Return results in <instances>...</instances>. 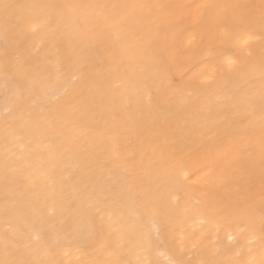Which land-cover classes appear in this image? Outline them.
I'll return each mask as SVG.
<instances>
[{
    "label": "snow or ice",
    "instance_id": "obj_1",
    "mask_svg": "<svg viewBox=\"0 0 264 264\" xmlns=\"http://www.w3.org/2000/svg\"><path fill=\"white\" fill-rule=\"evenodd\" d=\"M0 41L5 87L31 99L0 113L5 210L10 145L38 141L79 175L43 172L48 214L68 222L55 236L5 229L0 264H264V0H0ZM53 63L68 66L55 87ZM184 133L198 150L159 144ZM209 150L227 161L218 172ZM170 229L179 242L160 251Z\"/></svg>",
    "mask_w": 264,
    "mask_h": 264
},
{
    "label": "bare ground",
    "instance_id": "obj_2",
    "mask_svg": "<svg viewBox=\"0 0 264 264\" xmlns=\"http://www.w3.org/2000/svg\"><path fill=\"white\" fill-rule=\"evenodd\" d=\"M15 3H28L30 0H10ZM57 2H66V0H57ZM82 2H97V0H82ZM103 2H125V0H103ZM258 2V0H257ZM26 45L25 47H27ZM4 51L5 45L0 41V113L3 112L5 106L13 107L15 105L27 106L31 103L29 94L23 90L17 88L15 84L9 83L8 87H5V73H4ZM10 52L14 55V49H10ZM41 61L33 60L30 67L36 68ZM97 70H103L107 67V57H100L96 61ZM68 71V66L65 65L59 70L55 63H53L48 70V74L51 78L52 86L55 87L58 80H60ZM179 79V77H177ZM155 94V93H154ZM148 98L142 97L141 103L147 104ZM29 139H26L23 143L28 145ZM127 144V141H125ZM159 144L162 148L169 150H192L196 151L200 147L199 139L190 135L189 133L169 135L167 142L165 143L164 137L160 138ZM12 152L9 153L12 162L19 168V172L16 174L15 179L18 185V191L14 199H11L6 203L4 199V158H5V142H4V123L0 119V233L5 229L15 227L17 225H25L29 230H36L42 233L55 236L57 232H60L62 228L67 224V216H50L48 214V208L51 201L45 198V178L43 172L45 170L49 172H55V179H60L61 176L67 177L70 173L76 174V180L79 179L77 169L72 167L73 161L65 157L59 159L55 154L49 153L45 150L42 144L33 140L30 149L26 147L23 152L19 145H10ZM154 145H145L142 154L147 156L152 155V149ZM57 150H62L57 147ZM22 156L23 158L17 160L16 157ZM208 168H205L206 172H218L223 169L227 161H222L218 155L211 150L208 151L206 161ZM203 174V173H202ZM32 181H35L33 185ZM48 183H51L49 180ZM98 219V217H97ZM191 224V222H189ZM195 227H199L198 225ZM206 230L211 231L212 240L218 241L220 245L227 246L233 242L228 240V235L232 232V229L226 226H221L219 230L214 225H205ZM185 231H190L189 225L184 226ZM175 236L176 242H179V233H173L171 229L168 233L164 234L157 244L160 251H165L168 246L173 243V237ZM243 243V241H240ZM190 246V244H189ZM153 258H160L154 255ZM127 259L135 260L134 255H129Z\"/></svg>",
    "mask_w": 264,
    "mask_h": 264
}]
</instances>
